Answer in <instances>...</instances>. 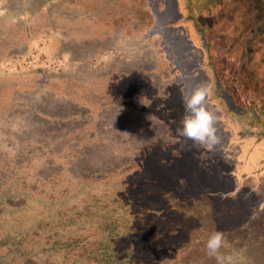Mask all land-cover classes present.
I'll return each mask as SVG.
<instances>
[{
    "label": "rangeland",
    "instance_id": "rangeland-1",
    "mask_svg": "<svg viewBox=\"0 0 264 264\" xmlns=\"http://www.w3.org/2000/svg\"><path fill=\"white\" fill-rule=\"evenodd\" d=\"M94 1L97 10L93 5H87L91 3L89 0L85 2L87 9L84 7V13L95 23L78 17L83 14L79 9L81 0L55 2L50 9H47L44 0H0V78H9V85L24 84V89L16 88V101L13 99L8 103L0 100V171L4 170L6 178L26 172L49 174L52 171H66L71 168L73 158L88 153L95 160L117 161L135 156L145 140L174 139L186 151L195 152L202 166L209 164L208 167L212 168L208 170L211 181L207 189L217 202L222 201L221 197L226 199L233 196L229 202L232 204L230 212L223 209L225 212L208 221L204 232L211 234L215 230L222 231L227 244L242 251L243 264H259L257 253L261 250L264 252V234L260 228L264 222L261 224L257 220L260 218L262 222L264 217L259 214L250 221L257 193L250 191L253 201L244 202L248 198L246 191L249 186L244 185L243 189L236 190L237 177L232 175V166L224 157L230 160L237 158L232 141L239 140L231 137L229 141L226 140L232 122L227 123L221 116L218 99L210 91L211 84L208 90L213 105L209 109L223 122L222 129L217 126L220 140L212 149V156H206L207 149L194 147L192 141L177 133L185 112L184 78L189 75H184L169 45L174 33L169 28L171 24L166 23V18L170 17L166 11L167 0H119V3L105 0V6L109 5L111 11L109 14L107 9H102L108 14L104 19V14L98 11L101 3ZM197 1L200 5H197ZM202 1L194 0L196 8L204 5ZM262 1L209 0V10L200 8L195 11L194 6L191 7L195 11V23L198 22L197 25L204 32L207 31L206 36L212 39L214 54L219 59L215 61H219V66L223 63L226 74L231 75L229 82L234 91L240 97L247 95L254 100L264 96V21H257L256 32L251 33L253 43L248 42L252 38L245 26L246 22H255L264 15L262 10L254 9L256 2ZM184 14L188 16V11ZM182 23L189 27L195 41L194 22L179 21L174 25ZM53 27H58V30ZM240 34L244 37L241 38ZM50 37L53 38V51L69 52L74 59L82 61V65L75 70L56 72L38 66L18 69L12 63L15 56L23 54L36 43L45 39L50 42ZM253 46H257L258 50L252 57L249 49ZM223 57H226L224 62ZM169 61L176 65L172 67V73ZM5 64L8 66L3 68ZM205 67L213 78L214 68L207 62ZM215 70L219 68L216 66ZM135 71H139L143 78L153 79V83L160 87V92L155 96H158L157 102L160 101V109L164 112L162 116L139 112L134 106L120 104L113 99L112 92L120 81L129 80L127 74ZM25 78H38L35 79L37 87H29V79ZM171 81L179 83L184 95H180L181 102L175 103L172 108V104L169 105L164 99V91ZM99 94L103 103L96 101ZM78 98L82 106L89 105V112L83 113L77 121L61 123L63 119L60 116L73 112L72 101H79ZM147 100L148 103L156 101L152 98ZM165 113L172 121L167 119ZM245 142L250 145L252 140ZM236 147L239 148L237 144ZM250 174L254 173L249 172L246 176ZM244 183H247V179ZM205 244L196 242L190 245L187 255L198 258L197 250L206 251ZM207 257H199L196 264H209ZM192 261L193 257L186 264Z\"/></svg>",
    "mask_w": 264,
    "mask_h": 264
},
{
    "label": "trees",
    "instance_id": "trees-1",
    "mask_svg": "<svg viewBox=\"0 0 264 264\" xmlns=\"http://www.w3.org/2000/svg\"><path fill=\"white\" fill-rule=\"evenodd\" d=\"M81 1L80 6L86 8L89 0ZM208 1H202L204 5L196 10H209ZM97 2L101 3L98 11L104 14L102 19L107 18L102 9L110 14L109 5L105 6V0ZM262 2H256L254 9L264 12ZM87 5L97 10L94 0ZM78 17L92 20L85 13ZM257 21H264V15L246 22L250 38ZM248 42L253 43L254 38ZM257 50V46L249 49L250 56ZM142 76L139 71L128 74L129 80L122 79L112 92L113 99L139 112L162 116L155 96L161 89L153 79ZM8 79L0 78V100L11 103L16 101V88L22 90L24 84L9 85ZM25 79H29V87H37L38 78ZM170 84L163 96L172 108L184 95L180 85ZM148 98L156 101L148 103ZM78 100L72 101L74 111L60 116L63 122H59L77 121L89 112V105L84 107ZM101 100L99 94L96 101ZM174 141L145 140L135 156L117 161L95 160L88 153L73 158L70 169L49 174L26 172L6 178L1 170L0 264H186L191 257L189 264L198 263L199 257L207 256L206 251L197 250L199 257H190V245L206 243L210 234L204 227L225 208H232L229 202L233 196L217 202L207 189L211 181L208 170L212 168L209 164L202 166L195 152L186 151ZM257 222L262 224L264 220L259 218ZM260 228L264 234V223ZM257 255L259 264H264V252ZM208 259L209 264H216L214 258Z\"/></svg>",
    "mask_w": 264,
    "mask_h": 264
},
{
    "label": "flooded vegetation",
    "instance_id": "flooded-vegetation-1",
    "mask_svg": "<svg viewBox=\"0 0 264 264\" xmlns=\"http://www.w3.org/2000/svg\"><path fill=\"white\" fill-rule=\"evenodd\" d=\"M184 2L185 4L182 5ZM180 4L183 12L188 9V6L192 7V5L195 7L194 10L196 11V4L194 0H180ZM80 8V13H84L86 11L84 7L80 6ZM194 10H192L191 12L190 8V10L188 11V16L185 17L187 18L186 20L191 24L192 21L194 23L196 21ZM194 30L197 37V39L195 37L196 44L202 45V35L195 28ZM205 33H207V31H205ZM207 40L210 43V47L208 50L206 49L205 59L209 66H212L214 68V75L211 81L212 86L210 87V91L212 96L215 95L218 99L217 105L221 107L219 108L222 111L221 116H223L227 123L232 122V128L228 133V136H226V140L229 141V137L237 138L239 140L238 142H236L235 140L234 142L232 141V143L234 144L233 148L237 151V158L232 157L230 160L229 158L224 157V159L227 160L229 164H231L232 175L235 174V176L237 177L236 190L239 191L243 189L244 185L249 186L247 187L248 190L246 191V195L249 199H251V202L253 201V198L249 195L250 191H255L257 193V198H255L254 203L255 205L252 209L253 215L256 213V215L260 214L264 217V96H259L255 100L251 99V96L247 95L240 97L236 90L234 91V87L230 85L229 78H231V75L229 76L228 74H226V68L224 64L222 63L221 66H219L217 64L219 61H215L216 55L214 53L216 51H214V47L211 42L212 39L209 38L208 35ZM225 56L227 57V55ZM226 57L225 59L223 57V62L226 60ZM214 66H217L219 70H215ZM124 67L122 68L125 69L126 67ZM169 67L171 68V72L172 67L175 68L176 65L170 62ZM215 71L219 76L218 79L220 82V89H217L218 80ZM172 82L173 81H171V83ZM227 93L231 96L232 101L234 102V108L230 106L228 99L226 98L225 94ZM223 118L222 120H224ZM247 139L252 140V145H248V143L245 142ZM236 144L239 148L236 147ZM211 151L212 150H207L205 152V155L212 156ZM249 172L254 174H250L247 177L246 175ZM245 179H247V183H244ZM238 180L240 181V183Z\"/></svg>",
    "mask_w": 264,
    "mask_h": 264
},
{
    "label": "clouds",
    "instance_id": "clouds-1",
    "mask_svg": "<svg viewBox=\"0 0 264 264\" xmlns=\"http://www.w3.org/2000/svg\"><path fill=\"white\" fill-rule=\"evenodd\" d=\"M207 95V87L199 85L183 97L185 112L177 133L192 141L194 147L212 150L219 143L220 137L216 114L208 107ZM205 250L208 257L215 259L216 264H243L242 251L231 248L220 230L208 236Z\"/></svg>",
    "mask_w": 264,
    "mask_h": 264
},
{
    "label": "water",
    "instance_id": "water-1",
    "mask_svg": "<svg viewBox=\"0 0 264 264\" xmlns=\"http://www.w3.org/2000/svg\"><path fill=\"white\" fill-rule=\"evenodd\" d=\"M167 14L170 15L169 18H166V23L171 24L169 27L170 30L173 31L174 35L171 36L170 47L172 49V54L175 55L179 62V67L184 72L185 76H194L195 78H184L185 82V93L189 94L191 91L199 85H204L209 87L211 84L212 78L208 71V68L205 67V63L207 62L206 57V49L208 50L210 47V43L207 40V36L203 29H201L197 23H194L195 29L200 32L202 35L203 44L198 46L193 38L191 37V32L189 27L185 26L183 23L175 26L174 24L179 21H187L185 19V14L181 10L180 0H167L166 2ZM189 7V6H188ZM166 14V16H167ZM216 73V72H215ZM218 85L217 89H220V82L218 73H216ZM228 102L232 108L235 107L234 102L232 101L231 96L227 93L225 94ZM209 90L207 95L208 107L211 106V102L209 100ZM213 105V104H212ZM213 107V106H212ZM220 111V110H219ZM223 128V122L216 118V127ZM220 133V132H219ZM218 133V134H219ZM256 216V213L252 216L250 221Z\"/></svg>",
    "mask_w": 264,
    "mask_h": 264
},
{
    "label": "built area",
    "instance_id": "built-area-1",
    "mask_svg": "<svg viewBox=\"0 0 264 264\" xmlns=\"http://www.w3.org/2000/svg\"><path fill=\"white\" fill-rule=\"evenodd\" d=\"M12 63L18 66V69L38 66L56 72L75 70L82 65V61L74 59L69 54L53 51L47 41L36 43L23 54H18ZM8 65L5 64L3 68Z\"/></svg>",
    "mask_w": 264,
    "mask_h": 264
},
{
    "label": "crops",
    "instance_id": "crops-1",
    "mask_svg": "<svg viewBox=\"0 0 264 264\" xmlns=\"http://www.w3.org/2000/svg\"><path fill=\"white\" fill-rule=\"evenodd\" d=\"M21 1V0H20ZM27 1V0H26ZM59 1H61V0H52V1H47V0H44V2L47 4V9H50V6H52V4L53 3H57V2H59ZM8 4H9V2H7ZM54 29H56V30H58L57 28L58 27H53ZM50 36V35H49ZM49 39H51V41L49 42L48 41V39H45V40H43V41H47L49 44H50V47L52 48V46L54 47V44H53V38L52 37H50ZM61 48V47H60ZM52 50H54V48H52ZM57 51V50H56ZM59 51V50H58ZM62 51V50H61ZM60 51V52H61ZM62 53H66V54H69L71 57H73L74 58V56L73 55H71L69 52H64V51H62Z\"/></svg>",
    "mask_w": 264,
    "mask_h": 264
}]
</instances>
